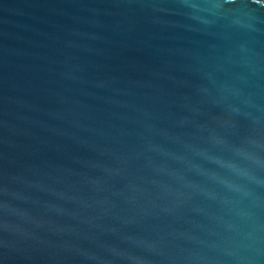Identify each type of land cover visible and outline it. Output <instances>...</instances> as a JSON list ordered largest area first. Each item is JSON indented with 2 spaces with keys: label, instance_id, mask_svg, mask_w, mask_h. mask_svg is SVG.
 <instances>
[{
  "label": "water",
  "instance_id": "1",
  "mask_svg": "<svg viewBox=\"0 0 264 264\" xmlns=\"http://www.w3.org/2000/svg\"><path fill=\"white\" fill-rule=\"evenodd\" d=\"M0 264H264V0H0Z\"/></svg>",
  "mask_w": 264,
  "mask_h": 264
}]
</instances>
